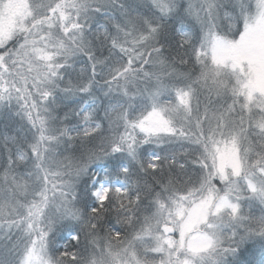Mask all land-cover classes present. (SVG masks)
<instances>
[{
  "label": "snow or ice",
  "instance_id": "6c2138e0",
  "mask_svg": "<svg viewBox=\"0 0 264 264\" xmlns=\"http://www.w3.org/2000/svg\"><path fill=\"white\" fill-rule=\"evenodd\" d=\"M0 264H264V0H0Z\"/></svg>",
  "mask_w": 264,
  "mask_h": 264
}]
</instances>
